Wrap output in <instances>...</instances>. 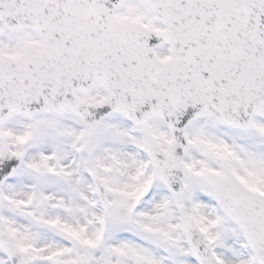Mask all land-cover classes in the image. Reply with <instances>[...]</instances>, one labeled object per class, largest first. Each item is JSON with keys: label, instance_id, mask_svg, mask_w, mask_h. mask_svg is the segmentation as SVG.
Instances as JSON below:
<instances>
[{"label": "snow or ice", "instance_id": "1", "mask_svg": "<svg viewBox=\"0 0 264 264\" xmlns=\"http://www.w3.org/2000/svg\"><path fill=\"white\" fill-rule=\"evenodd\" d=\"M0 264H264V0H0Z\"/></svg>", "mask_w": 264, "mask_h": 264}]
</instances>
